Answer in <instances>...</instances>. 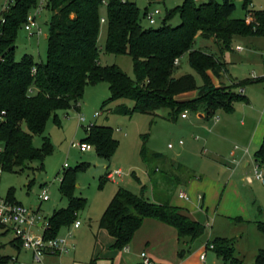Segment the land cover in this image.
<instances>
[{
	"label": "rangeland",
	"instance_id": "1",
	"mask_svg": "<svg viewBox=\"0 0 264 264\" xmlns=\"http://www.w3.org/2000/svg\"><path fill=\"white\" fill-rule=\"evenodd\" d=\"M14 1L0 0V19L6 6H11ZM130 1L138 7L142 27L157 28L166 12L181 6L184 0ZM214 1L220 3L222 0ZM250 1L248 9L264 10V0ZM243 2L235 1L232 18H245ZM146 7L160 10L154 25L144 18ZM105 15L106 8L102 7L101 16L105 18ZM50 17L51 11L43 8L36 16L40 28L37 35L30 36L23 28L17 32L16 60L26 56L38 63L46 61ZM179 23L180 17L176 14L171 24L176 26ZM106 38L107 27L101 23L98 37L100 63L103 66L114 65L135 80L131 57L106 53ZM238 46L243 50L238 52ZM194 48L214 54L226 63L228 73L222 77L210 72L214 84L257 78L264 73V38L235 37L228 49L221 51L212 41L197 37ZM184 75H191L197 86L202 85L187 56L180 59V68L174 73L177 78ZM234 92L238 97L231 103V113L220 108L206 116L204 108H201L198 112L206 116L205 119L197 118V113L184 111L182 113L187 114V119H181L182 113H178L172 120L168 109L153 114L116 113V106L124 103L130 109L133 101L109 102L110 91L105 82L87 86L76 108L68 112L60 111L57 121L50 119L47 122L44 135L50 140L52 153L43 162L31 163L23 172L0 174V196L6 198L12 191L15 202L27 209H38L40 223L54 212L68 208L69 198L59 190L60 181L66 173L76 174L74 196L86 200L85 208L78 212L77 217L81 226L77 229L72 225L62 228L58 236L66 239L67 251L57 255L42 254L37 264H105L94 255L96 243H103L102 237H107L98 223L118 187L136 195L143 189L145 198L150 201L155 189L165 199L181 207L188 204L191 216L204 226L199 239H227L232 243L236 264H255L256 256L264 249V236L257 228L258 222H264V184L256 179V172L262 168H258L254 156L264 137V82L242 86ZM95 113H98L97 117ZM80 118H85L84 123L80 122ZM90 124L108 128L117 141L110 159L99 157L92 146L84 153L72 147L74 143H83ZM33 145L41 148L42 137L35 136ZM143 149L147 162L141 155ZM173 160L187 170L170 166ZM246 163L248 166H245ZM118 170L122 173L120 177L114 180L106 178L108 173ZM188 180L193 181L187 185ZM204 189L216 192L212 194L214 198L208 210L201 208V204H190L177 198L179 191L193 196L203 193ZM43 190L49 200L41 202L38 196ZM33 233L42 235L43 229L37 226ZM12 238L11 232L0 228L1 255H15L10 246ZM8 264L36 263L32 251L22 250L17 261Z\"/></svg>",
	"mask_w": 264,
	"mask_h": 264
},
{
	"label": "trees",
	"instance_id": "2",
	"mask_svg": "<svg viewBox=\"0 0 264 264\" xmlns=\"http://www.w3.org/2000/svg\"><path fill=\"white\" fill-rule=\"evenodd\" d=\"M235 1L196 3L184 0L181 6L166 12L159 27L143 28L138 7L130 0H46L45 8L51 11L47 59L38 63L26 56L16 60L14 51L16 34L23 28L29 13L38 6L39 0H15L0 19L2 172H23L31 163L43 162L53 151L49 138L44 135L47 122L50 119L57 121L60 111L76 108L83 99L85 88L101 82L109 86V102L133 101L130 109L124 103L116 106L114 111L119 114H153L168 109L173 120L178 113H197L201 108H204L206 116L220 108L231 113V103L238 97L233 89L251 82H263L264 76L216 87L209 72L218 76L225 67L214 54L195 49L194 43L197 37H202L212 40L223 51L235 37L264 38V10H250L248 4L251 1L244 0L245 18L235 19L232 18ZM102 7L106 8L105 18L101 16ZM176 14L180 23L174 26L171 21ZM248 15L249 22L246 21ZM102 19L107 27L106 53L130 56L135 80L114 65L103 66L100 63L98 37ZM183 56L188 57L189 65L201 78L202 85L197 86L191 75L174 76L179 69L174 61ZM191 92L196 94L193 99H177ZM35 136L42 137L41 148L33 145ZM82 142L94 147L97 155L107 160L117 147V141L108 128L96 125L86 130ZM141 155L147 162L145 149ZM153 156L158 157L156 154ZM254 156L264 178V138ZM170 166L183 169L173 162ZM75 180L76 174L71 172L60 181L59 190L69 198V206L46 219L45 239L56 238L60 230L69 227L77 219L78 212L85 208L86 200L74 196ZM154 194L156 200L150 201L145 198L143 189L136 195L118 187L98 223L99 229L114 238V248L128 246L144 219H154L175 228L179 239L201 237L204 226L189 218L182 208L172 206L169 199L155 189ZM8 198L15 202L12 191ZM0 228L3 227L0 225ZM257 228L264 236V222H258ZM231 244L227 239H216L213 249L227 263L236 264ZM10 261V257L0 254V264ZM255 264H264V249L259 251Z\"/></svg>",
	"mask_w": 264,
	"mask_h": 264
},
{
	"label": "crops",
	"instance_id": "3",
	"mask_svg": "<svg viewBox=\"0 0 264 264\" xmlns=\"http://www.w3.org/2000/svg\"><path fill=\"white\" fill-rule=\"evenodd\" d=\"M146 10H147V7L145 11ZM216 57L219 60L221 59L218 56ZM221 62L223 63L225 70L224 72L223 71L220 72V74L218 75L219 78L222 77L223 74L228 73V68L226 66V63L224 61H221ZM262 65L264 69V60L262 62ZM178 68H180V62H179ZM263 76H264V73L260 77H263ZM244 80H249V79H244ZM237 82H241V81L231 80V82L228 84H224L221 81L218 84H214L213 82L212 83L216 87H220V86H229ZM254 83H260V82H251L247 85H251ZM236 90L237 88L233 89V93H235L234 91ZM241 90L242 92L244 91L243 88ZM195 96H196L195 92H191V93L180 95L177 97V99L186 101V100L193 99ZM244 99H247V97L244 96ZM196 116L197 118H200V119H205L206 117L202 113H199V112H197ZM185 119H187V117ZM261 142L262 141H260V144ZM172 162L177 163L184 170H187V168L184 165L180 164L179 162L174 161V160ZM245 166H248V163H246ZM192 181L193 180H188L187 185H189ZM201 185L204 186L203 183H201ZM205 191L206 190L204 189L203 193H197L196 195H193V196H189L184 191H179V193L180 192L186 193L190 199L188 201H185L183 199H180L178 196L177 198L183 202H188V203L193 202V203H196L195 205L201 204V208H205L206 210H208L210 208L211 201L214 198L213 195L216 192L211 193V191H206V192ZM152 193H153L152 201H155L156 200L155 197L157 196H154L155 195L154 189ZM198 195H202L201 200L197 199ZM158 197H160V195H158ZM169 203L172 206L182 208L184 212L188 215V217L194 220V218L191 216L190 211L188 209L189 208L188 204H186L185 207H181L180 204H175L176 202L174 203L171 200H169ZM240 221H244V220L240 219ZM38 227L42 228V225L39 224ZM100 230L106 232L103 229H100ZM106 234H107V237H105V235L104 236L102 235L103 243H96V246L94 249V255H97L99 259L105 262V264H143V258L141 257L142 253H145V255L151 260L152 264H229L215 251V249L208 248L209 245L211 244L214 245V241L219 238L199 239L200 238L199 237L198 239H195V240L179 239L178 233L175 228L169 225H166L164 223H161L154 219H144L141 227L134 234L133 239L131 240L129 245L122 249L114 248L113 247L115 243L114 238L109 236L107 232ZM11 242L13 244H11L10 246L11 248L14 249L15 255L14 256L9 255L8 257H10L11 259L10 262L15 263L17 261L19 253L24 249H22L18 241L15 240L14 236L11 239ZM202 255L205 256L204 260L201 259ZM13 258H15L16 260L12 261ZM234 259L236 263L237 258L234 257Z\"/></svg>",
	"mask_w": 264,
	"mask_h": 264
},
{
	"label": "built area",
	"instance_id": "4",
	"mask_svg": "<svg viewBox=\"0 0 264 264\" xmlns=\"http://www.w3.org/2000/svg\"><path fill=\"white\" fill-rule=\"evenodd\" d=\"M196 3H200L206 0H193ZM46 0H39L38 6L29 13L27 16L26 23L23 26L24 31H26L30 36L37 35L40 32V28L36 23V16L41 12L43 8H45ZM6 6L5 9H7ZM158 16H160V10L158 9H149L145 11L144 18L145 20L154 25L157 21ZM3 21V20H2ZM246 21H250V16L246 17ZM104 23V19L101 20ZM237 51H242V47L238 46ZM180 60L175 59L174 65L178 66ZM95 117L98 116V113H95ZM187 114L184 113L181 115L182 119H185ZM85 118H80V122L84 123ZM93 125L90 124L87 128V131L91 129ZM182 144V142H180ZM91 145L87 143H80V144H72L73 148L79 149L80 152L84 153L87 152L88 148ZM171 147V145H168ZM259 168V167H258ZM260 169V168H259ZM2 169L0 167V174ZM121 171H113L107 174L106 178L108 180H114L121 176ZM256 179L262 181L264 184L263 172L262 170H258L256 172ZM178 197L185 201H188L190 198L189 196L184 193L180 192ZM41 202L48 201L49 198L45 190H43L40 195L38 196ZM198 200L202 199V195H198ZM40 217L38 215L37 210H31L25 208L22 204L17 202L11 201L8 197L4 198L0 196V225L8 232H11L15 238L20 243V246L24 250L32 251L33 253V260L37 264L40 262L42 254H60L61 252L67 251L68 245L65 238H61L57 236L54 239H45L43 234L36 235L33 233V229L36 228L39 224L42 225L43 232L48 229V223L44 220L42 223L39 222ZM74 229L80 227L81 223L77 219L71 224ZM209 249H213V245L208 246ZM143 258V264H152L151 260L145 255V253L141 254ZM205 256L202 255L201 259L204 260ZM13 261L16 260L15 258L12 259Z\"/></svg>",
	"mask_w": 264,
	"mask_h": 264
}]
</instances>
